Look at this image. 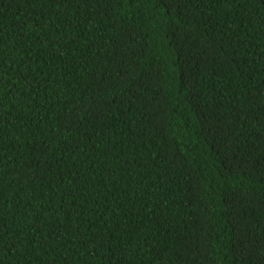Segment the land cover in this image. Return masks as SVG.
<instances>
[{
	"label": "trees",
	"instance_id": "16d2710c",
	"mask_svg": "<svg viewBox=\"0 0 264 264\" xmlns=\"http://www.w3.org/2000/svg\"><path fill=\"white\" fill-rule=\"evenodd\" d=\"M0 264H264V0H0Z\"/></svg>",
	"mask_w": 264,
	"mask_h": 264
}]
</instances>
